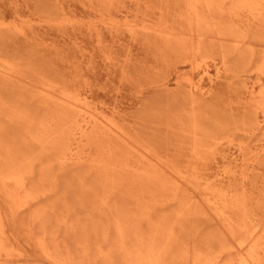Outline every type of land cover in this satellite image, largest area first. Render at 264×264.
<instances>
[{"label":"rangeland","instance_id":"374dc122","mask_svg":"<svg viewBox=\"0 0 264 264\" xmlns=\"http://www.w3.org/2000/svg\"><path fill=\"white\" fill-rule=\"evenodd\" d=\"M61 7L75 16L79 22H60L59 18L63 17ZM227 7H225L227 10L214 8L208 11L206 6H201L208 12L209 18L217 24L224 28L233 26V29L247 34L253 43H256L254 47L260 48V43L264 41V25L254 22L248 11H242L236 15V13L229 12ZM126 14L138 22L146 20L160 22L179 32L186 31L188 27L184 0H0V21L15 20L26 24L24 31L16 27L0 28V58L11 59L19 63L18 65L22 68L20 71L24 73L21 72L24 77L21 74V78L24 80L16 84L0 79V163L4 164L8 159L14 160L28 154L25 156H29L27 161L30 162L25 163L24 169L28 171L30 183L41 185L44 182V186L54 190H50L53 194L48 192L52 195L48 193H46L47 196L43 195L44 197L42 196L30 210L19 212L9 223L13 232L19 236V246L28 258L31 257L28 264H50L46 259L43 260V256L26 236L29 230L39 232L48 229L60 242L69 244L71 250L78 251L77 242L85 237L90 243L104 242L101 232L97 236L94 234L93 228L97 222L108 224L110 216L117 207L124 206L136 211L135 206L138 203L134 196L138 190L137 186H127L130 184L128 179L123 180L124 183L120 187L104 189L97 182L98 177L102 179L101 173L95 170L91 172L86 164V168L83 165L81 168L79 165L81 170L77 166H73L72 170L71 166L60 167L58 162L53 163L55 168L52 161L48 163L55 154L50 146L51 142L35 138L34 132L38 131L37 127L44 130L42 119L52 115L56 122L59 114L56 106L47 105L39 95L27 90L31 82H39L41 79L48 78L61 84L65 83L63 85H73L72 87L87 91L92 101L110 110L117 106L126 129L134 135L136 140H140V144L149 146L169 163L185 168L187 173L192 172V176L197 173L204 179L214 181L217 187L224 190L220 198L229 206L233 215L237 217H240L239 213L242 215L239 203L245 196L248 198L247 214H250L249 216L255 222L264 221V159H261L254 168L252 167L253 169L247 176L238 173L237 176L222 180L218 175L230 163V154L239 151L241 143L245 144L246 151H251L259 142V137L254 135V122L260 120L264 123V102L263 107L259 106L257 113H254L255 110L249 103L250 93L243 86L241 79L247 78L250 82L257 81L259 73L255 69L260 61L256 59L251 65H247L246 59L242 57L233 43L224 41L232 45L228 44L229 47L225 46L226 43L222 45V42L215 36V30L207 31L212 39L209 37L202 41L204 47L197 63L204 64L207 59L204 56L206 52H209V55L215 58L216 64L222 66L223 73L222 77L211 87V94L203 97L198 92L195 94L197 101L194 102L193 99L191 101L186 91L188 89L186 81L179 83L178 75L181 72H192V76L197 80L200 77V70L195 69L193 63L191 65L183 61L184 55L181 49L166 44L162 37L155 34L134 35L127 28L115 29L102 23L97 25L104 15L121 17ZM30 20H32L31 25ZM216 64L214 63V67L217 66ZM257 91H264V74L257 85ZM193 111L203 131L206 130L211 135L207 140V145L209 144L210 147L206 146L207 150L200 160L192 157L193 150L190 145L192 137L189 128H191L190 118L194 114ZM15 139L19 142L14 141ZM38 141L43 146L40 147L41 149L36 146ZM15 142L18 145L16 143L14 147ZM42 142L46 144L42 145ZM23 143H27L26 146ZM28 143H31L30 147L33 146L34 149L36 146L35 151L33 147L29 148ZM19 145L20 150L17 149ZM46 147H48L47 150ZM11 150L18 153V157ZM43 153H47V156L43 158L45 161L42 159ZM33 156L39 157V163L34 164L36 158L33 159ZM45 166L46 168L53 167L54 172L50 167L46 169ZM74 167L75 169L77 167V170H74ZM82 169L87 174L82 173ZM95 175L97 181L92 180H95ZM74 176L83 177L75 179ZM84 179L87 181L84 182ZM71 180L75 183L70 184ZM82 183L85 185L83 186ZM88 188L91 190H87ZM104 190L105 197L103 201H100L98 198ZM247 192L250 195H247ZM53 199H58L57 203ZM94 199L96 201L91 202ZM96 203L97 206H95ZM0 204L9 210L1 186ZM41 207H45L44 210ZM40 208V216L33 218L34 210ZM62 217L70 219L69 222L61 221ZM202 217L198 219V230L195 231L192 228L191 232L188 227L184 230L185 232L183 231L184 237H192L193 242L200 243L209 231L218 227V224L207 216ZM78 221L87 223L85 229L89 231L86 233L81 231V227L76 226ZM114 236L115 229L111 227L106 245L113 241ZM96 261L97 264L102 263L101 258Z\"/></svg>","mask_w":264,"mask_h":264},{"label":"bare ground","instance_id":"6f19581e","mask_svg":"<svg viewBox=\"0 0 264 264\" xmlns=\"http://www.w3.org/2000/svg\"><path fill=\"white\" fill-rule=\"evenodd\" d=\"M184 1L188 20L186 31H176V29L170 26L160 24V22L157 23L148 20L138 22L136 19L131 18L129 14L121 17L116 15L106 17L104 15L97 25L99 26L102 23L115 29L127 28L134 35H138L139 33L155 34L162 37L166 44L174 45L181 49L180 51L184 55L183 61L191 65L193 63L194 68L200 70V77L197 80L192 76V72H181L178 75L179 83L184 80L186 81L188 88L186 90L188 92L187 94L190 96L191 101L193 99L194 102L197 101L195 97L196 93L199 92L203 97L211 94V87L222 77V66L216 64L215 58L209 55V52H206V56H204V58L207 57L204 64L197 63V59L201 55V50L204 47V42L202 41L205 38L211 37V34H208L210 30H215V36L222 42V45H225L226 42L224 41L233 43L242 57L246 59L247 65H251L256 59L260 61L255 69L259 73L257 81L250 82L247 78L241 79L243 86L250 93V106L255 110L254 113H257V109L259 106L262 108V103L264 102V91H257V85L264 74V41L259 42L260 48L254 47L256 43H253V40L247 34H242L240 30L233 29V26L231 28L226 26L227 28H224L222 25L217 24L212 18H209L208 12L203 10L201 6H206L208 11L214 8L227 10L225 7L228 6L229 12L236 13V15L242 11H248L254 22H260V24L264 25V0ZM60 9L63 14V17L59 18L61 20L60 22H79L75 16L68 13L64 8L61 7ZM31 21L30 25L32 24ZM12 27L20 28L24 31L26 24L24 22L18 23L15 20L9 21L3 19L0 21V28ZM230 43H226L227 45L225 46L229 47L228 44L231 46L232 44ZM214 63L217 65L216 67H214ZM18 64L11 59L0 58V79L15 84L16 82L24 80L21 78L23 72L20 69L22 68ZM63 84L47 78L41 79L39 82H31L27 89L39 95L47 105L58 108L59 119L55 122V118L49 115V117L41 120V123L44 125V130H40V127H37L38 131L34 132L36 134L35 138L46 140V142L50 140L49 142H51L50 146L55 154L53 153L54 158L50 159L48 163L52 161L54 167L55 164L53 163L57 164L58 162L60 167L71 166L72 170L73 166L80 168L79 165H83L86 168V164L91 172L95 170L101 173L102 179L98 177L99 181H97L96 174L95 180H92L99 182L104 189H107V187H120L124 183L123 180L128 179L130 184L127 186H137V193L133 195L138 203L135 206L137 207V209L135 208L136 211L124 206L117 207L113 215L110 216L108 224L97 222L93 228L94 234L97 236L101 232L104 242L90 243L87 237H85L77 242L78 251H73L69 244L60 242L55 237V234L48 229H43V231L39 232L29 230L26 232V236L33 242L37 248L36 250L43 256V260L46 259L50 264H97L96 260L98 258L102 259L101 264H264V221L255 222L249 216L250 214H247L248 198L244 196L241 203H239L242 215L239 212L240 217L233 215L229 206L220 198L224 190L217 187L214 181L208 178L204 179L200 175H197V173L192 176V172L187 173L185 168L183 169L176 164L169 163L149 146L140 144V140H136L134 135L126 129L121 119V112L117 106L110 110L106 106L92 101L87 91L72 87L73 85L67 86V84ZM192 95L194 96L193 98ZM203 119L205 120V118ZM190 120L191 128L189 129L192 137L190 145L193 150V155H191L193 158L200 160L207 150L206 146L209 145H207V140L211 135L206 130L203 131L196 113L193 116L191 115ZM249 126L251 125L249 124ZM254 127V135L259 137V142L251 151H246L245 144L241 143L239 151L230 154V163L218 173L220 179L224 180L237 176L238 173H243L247 176L251 169L261 159H264V123L258 120L254 122ZM17 136H19L18 133ZM14 141H17V139ZM17 142L13 144L14 147ZM30 144L28 143V146L32 149L33 146L30 147ZM35 144L33 145L35 146ZM37 144L36 146H39V148L43 147L40 145V142ZM44 144L46 143L42 142V145ZM19 148L20 145L17 149L20 150ZM14 150L16 149L14 148ZM1 151L3 153V149ZM12 152L14 155H18V153ZM46 154L42 156V159ZM25 155L14 160H6L5 158L6 162L4 160V164L0 163V186L4 192L6 206L9 208L8 210L0 204V264L30 263L28 261L31 257L28 258L26 256L27 254L19 246V236L13 232L9 223L19 212L30 210L46 193L53 194L50 191L53 189L44 186V182L41 185L30 183L31 180H29L27 175L28 171L25 170L26 168L24 169L25 163L30 161H27L29 156ZM34 156L32 157L33 159L38 158V162L34 159L36 162L34 164L39 163V157ZM49 167L51 168V166ZM49 167L47 168L49 169ZM60 167L58 169H62ZM77 167L76 169L74 167V170H77ZM52 168L51 170L53 171L55 167ZM41 169L40 171H42ZM79 170L77 172L78 175L80 173ZM81 172L87 174V172H83V169ZM77 174L75 173V175ZM84 176L86 175L84 174ZM74 177L75 179H81L80 177L83 176ZM73 180H71L70 184L75 183ZM85 181L87 180L84 179ZM97 182L96 184H99ZM91 183L94 184L95 182ZM78 184L81 185V183ZM82 184L83 186L85 185V183ZM51 185L53 184L51 183ZM90 188L87 190H91ZM94 188L96 189V187ZM95 189L94 191H98ZM49 193L48 195H52ZM104 193L106 194L105 190L99 196L98 200L103 201L105 197ZM247 195H250V193ZM57 200H55L56 203ZM93 201H96V199L91 200V202ZM95 206H97V203ZM41 208L35 211L34 209L36 208L34 207L33 218L40 216L39 212ZM44 208L42 209L44 210ZM202 216H207L216 222L218 227L209 231L207 235L204 234V240L200 243L193 242L192 237H184L183 231L188 227L190 228L188 230H191V232L192 228L195 231L198 230V219ZM69 220L65 217L61 219L63 222H69ZM77 225L81 227V231H84V233L89 231V229H85L88 225L87 223L78 221ZM111 227L115 229V236L113 241L106 245Z\"/></svg>","mask_w":264,"mask_h":264}]
</instances>
